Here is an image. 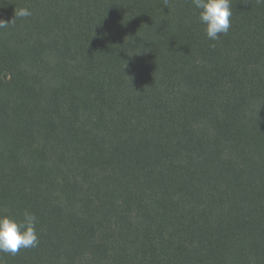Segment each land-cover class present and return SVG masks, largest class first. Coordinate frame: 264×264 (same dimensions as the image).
<instances>
[{"label": "trees", "instance_id": "1", "mask_svg": "<svg viewBox=\"0 0 264 264\" xmlns=\"http://www.w3.org/2000/svg\"><path fill=\"white\" fill-rule=\"evenodd\" d=\"M231 8L210 41L190 0H0V214L39 234L0 264H264V4Z\"/></svg>", "mask_w": 264, "mask_h": 264}, {"label": "clouds", "instance_id": "2", "mask_svg": "<svg viewBox=\"0 0 264 264\" xmlns=\"http://www.w3.org/2000/svg\"><path fill=\"white\" fill-rule=\"evenodd\" d=\"M170 0H164L167 5ZM199 12V20L204 25V32L210 41H218L221 35H226L231 26L233 15L231 0H190ZM264 4V0H257ZM32 12L27 8L15 9V18L30 17ZM9 22L0 20V29L8 26ZM215 47V44L211 45ZM140 55V54H139ZM39 245L37 217L25 210L22 219L0 214V254L16 255L22 249L35 248Z\"/></svg>", "mask_w": 264, "mask_h": 264}]
</instances>
